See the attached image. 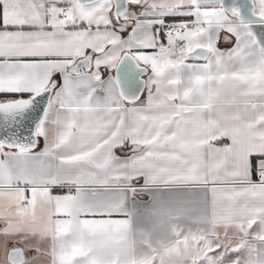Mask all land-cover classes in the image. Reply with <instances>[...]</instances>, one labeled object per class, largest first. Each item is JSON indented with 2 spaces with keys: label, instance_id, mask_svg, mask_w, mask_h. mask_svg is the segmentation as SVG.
Here are the masks:
<instances>
[{
  "label": "snow or ice",
  "instance_id": "snow-or-ice-1",
  "mask_svg": "<svg viewBox=\"0 0 264 264\" xmlns=\"http://www.w3.org/2000/svg\"><path fill=\"white\" fill-rule=\"evenodd\" d=\"M0 264H264V0H0Z\"/></svg>",
  "mask_w": 264,
  "mask_h": 264
}]
</instances>
